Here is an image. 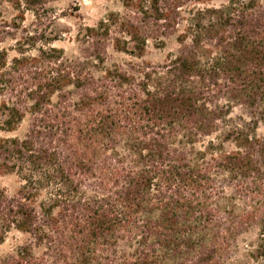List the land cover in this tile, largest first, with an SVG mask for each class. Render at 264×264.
<instances>
[{
	"label": "trees",
	"instance_id": "16d2710c",
	"mask_svg": "<svg viewBox=\"0 0 264 264\" xmlns=\"http://www.w3.org/2000/svg\"><path fill=\"white\" fill-rule=\"evenodd\" d=\"M52 1L0 12V264H264V0H119L72 56Z\"/></svg>",
	"mask_w": 264,
	"mask_h": 264
},
{
	"label": "rangeland",
	"instance_id": "374dc122",
	"mask_svg": "<svg viewBox=\"0 0 264 264\" xmlns=\"http://www.w3.org/2000/svg\"><path fill=\"white\" fill-rule=\"evenodd\" d=\"M22 1V0H19ZM228 0H204L203 3L196 4V8L219 7L227 3ZM15 0H0V12L5 20H12L19 16V12L12 6ZM122 6L119 0H56L47 4L46 11L39 22L36 21L33 13L27 11L24 13L23 26L26 29L38 28L47 30L45 36L53 48L63 49L67 55H77L78 43L76 35L80 29L87 26H94L100 19L106 17L110 12H121ZM13 41L7 39L5 47L13 45ZM169 44L165 49H157L149 45L143 61L151 63L163 62L168 50L173 48ZM13 53H10V57ZM129 60V57L123 54H112L111 61ZM232 117H243L239 109L233 111ZM22 128L13 133L20 134ZM259 136H264V124H260L256 131ZM8 135V134H4ZM10 135V134H9ZM19 186L18 180L13 175H4L0 173V188L5 189L9 194L14 193ZM254 231L249 230L241 239L244 242L251 241ZM23 241V237L12 232L9 234L3 244L0 245V256L10 252L16 245Z\"/></svg>",
	"mask_w": 264,
	"mask_h": 264
}]
</instances>
